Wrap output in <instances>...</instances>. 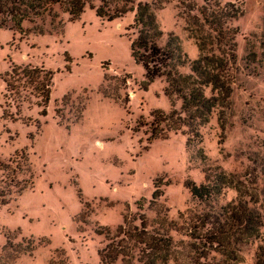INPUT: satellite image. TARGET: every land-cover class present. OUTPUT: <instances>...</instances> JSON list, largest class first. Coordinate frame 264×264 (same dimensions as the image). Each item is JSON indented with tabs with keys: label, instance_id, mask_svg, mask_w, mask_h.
Segmentation results:
<instances>
[{
	"label": "rangeland",
	"instance_id": "obj_1",
	"mask_svg": "<svg viewBox=\"0 0 264 264\" xmlns=\"http://www.w3.org/2000/svg\"><path fill=\"white\" fill-rule=\"evenodd\" d=\"M144 1L152 0L134 5ZM228 1L243 10L229 24L238 28L230 97L199 128L201 142L189 144L181 131L165 130L166 121L159 123L166 138L151 137L156 125L151 112H181L182 102L174 97L172 105L164 95L162 76L141 88L145 71L133 61L128 40L137 34L130 27L134 12L108 21L86 5L71 20L56 4L53 16L38 22L42 34L28 21L25 34L0 31V160L10 168L18 160L16 176L28 180L21 193L12 188L0 196V264H101L98 251L107 243L106 231L115 236L124 216L139 225L140 214L148 232L171 238L168 264H255L258 241L239 244L236 260L226 262L197 239L203 229L194 228L201 214L217 213L234 200L235 188L222 187L202 200L186 187L191 181L207 184L206 176L220 172L234 181L251 179L247 174L252 168L259 174L264 159V0L208 4L215 8ZM204 5V0H169L162 8L152 6L161 31L157 44L179 48L187 60L177 63L182 74L202 55L187 23L190 16L201 17ZM13 64L53 71L46 116L35 98L17 112L4 97L2 77ZM204 92L211 94L209 87ZM5 176L0 170V181ZM154 182L162 195L152 205Z\"/></svg>",
	"mask_w": 264,
	"mask_h": 264
},
{
	"label": "trees",
	"instance_id": "obj_2",
	"mask_svg": "<svg viewBox=\"0 0 264 264\" xmlns=\"http://www.w3.org/2000/svg\"><path fill=\"white\" fill-rule=\"evenodd\" d=\"M93 1L0 0V30L25 34L23 23L28 21L33 24L34 31L42 34L44 28L38 22L43 24L45 15L52 17L53 6L56 4L70 15L71 20L78 19L86 5L95 11L96 16L108 21L120 18L127 12H134L130 27L136 29L137 34L128 37V40L133 61L145 71L146 82L141 88L146 90L155 77L162 76L166 82L164 95L172 105L174 97L182 102L181 112L172 110L166 113L162 109L151 112L156 122V125L152 123L154 127L150 130L151 137L166 138V134H162L164 129L159 128L160 121H166L165 130L186 134L188 144L201 142L199 128L208 123L212 109L217 105L224 106L230 97L231 68L236 60L235 35L238 28H232L229 24L243 15L241 6L228 1L223 6L216 5L212 8L208 4L209 0H204L205 5L199 10L201 17L190 16L192 22L187 24L202 55L191 61L190 73L182 74L177 69V63L182 65L187 60L179 48L163 49L157 44L161 31L152 6L162 8L169 0L144 1L136 5L135 0H99L98 5ZM112 3L113 6L110 5ZM193 10L189 8L190 12ZM205 29L210 32L207 33ZM209 44L213 46L211 49L207 48ZM65 60L68 61L67 58ZM53 75V71L44 66L13 64L2 77L3 95L9 103L14 104L17 112L23 102H30L31 98H35L34 103L42 107L40 114L46 116ZM205 87L210 88V95L205 94ZM83 110L84 104H81L80 112ZM219 118L222 119L221 116ZM182 127L187 129L183 130ZM220 127L223 129L221 124ZM20 158L27 161L24 156ZM12 161L16 162L15 168H10L9 163L0 160V170L6 173L5 179L0 181L4 184L0 190V196L3 197L10 195L12 188L21 193L28 187V180H20L16 176L19 161ZM252 170L247 175L253 177L245 181H234L231 174L220 172L206 176L207 184L197 185L192 181L186 184L192 195L202 200L219 193L222 187L235 188L237 197L234 200L221 206L217 213L201 214L194 223L196 230L203 229V232L197 234V239L202 238L203 246L208 251H217L226 258V262L236 260V247L239 244L258 241L255 264H264V159L260 164L259 174L256 173V168ZM161 195L160 185L154 182L150 204H155ZM139 220V225L129 224L124 216L123 224L118 226L115 236H109V231H106L107 243L98 251L101 264H168L173 246L171 238L148 232L144 214L139 215Z\"/></svg>",
	"mask_w": 264,
	"mask_h": 264
},
{
	"label": "crops",
	"instance_id": "obj_3",
	"mask_svg": "<svg viewBox=\"0 0 264 264\" xmlns=\"http://www.w3.org/2000/svg\"><path fill=\"white\" fill-rule=\"evenodd\" d=\"M1 31V30H0Z\"/></svg>",
	"mask_w": 264,
	"mask_h": 264
}]
</instances>
